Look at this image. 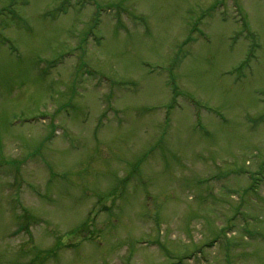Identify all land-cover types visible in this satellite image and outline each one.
<instances>
[{
	"label": "rangeland",
	"instance_id": "374dc122",
	"mask_svg": "<svg viewBox=\"0 0 264 264\" xmlns=\"http://www.w3.org/2000/svg\"><path fill=\"white\" fill-rule=\"evenodd\" d=\"M14 1L0 264H264V0Z\"/></svg>",
	"mask_w": 264,
	"mask_h": 264
}]
</instances>
